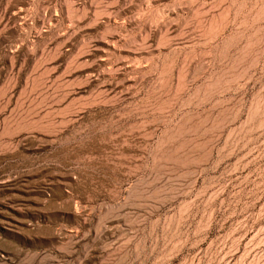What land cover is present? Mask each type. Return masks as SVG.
<instances>
[{"label": "rangeland", "instance_id": "374dc122", "mask_svg": "<svg viewBox=\"0 0 264 264\" xmlns=\"http://www.w3.org/2000/svg\"><path fill=\"white\" fill-rule=\"evenodd\" d=\"M0 264H264V0H0Z\"/></svg>", "mask_w": 264, "mask_h": 264}]
</instances>
